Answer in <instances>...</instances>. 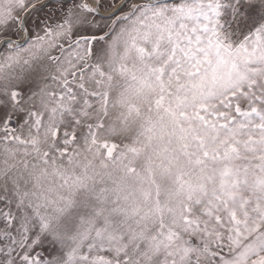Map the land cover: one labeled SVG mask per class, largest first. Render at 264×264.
I'll list each match as a JSON object with an SVG mask.
<instances>
[{"label":"snow or ice","instance_id":"1","mask_svg":"<svg viewBox=\"0 0 264 264\" xmlns=\"http://www.w3.org/2000/svg\"><path fill=\"white\" fill-rule=\"evenodd\" d=\"M0 264H264V0H0Z\"/></svg>","mask_w":264,"mask_h":264}]
</instances>
